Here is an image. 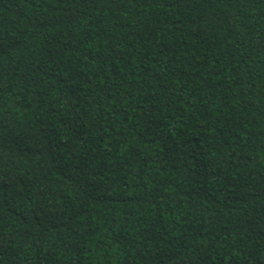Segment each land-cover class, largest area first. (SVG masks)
<instances>
[{"label":"trees","instance_id":"1","mask_svg":"<svg viewBox=\"0 0 264 264\" xmlns=\"http://www.w3.org/2000/svg\"><path fill=\"white\" fill-rule=\"evenodd\" d=\"M0 264H264V0H0Z\"/></svg>","mask_w":264,"mask_h":264}]
</instances>
